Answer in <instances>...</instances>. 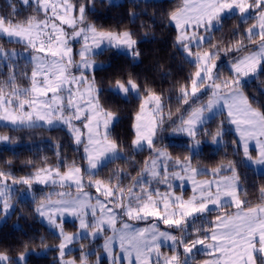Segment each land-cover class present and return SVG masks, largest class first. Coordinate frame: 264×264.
<instances>
[{
  "label": "snow or ice",
  "instance_id": "snow-or-ice-1",
  "mask_svg": "<svg viewBox=\"0 0 264 264\" xmlns=\"http://www.w3.org/2000/svg\"><path fill=\"white\" fill-rule=\"evenodd\" d=\"M20 3L31 14L19 18L21 11L12 0L11 11L0 13V40L22 47L17 51L0 43V65L7 70L6 79L0 80V128L66 129L75 151L82 149V163L69 162L59 143L55 165L47 157L39 167L29 160L33 170L23 176L15 174L12 160L0 161V217L9 218L30 195L34 213L57 233L58 264H90L92 256L95 264H103L101 255L86 250L82 242L100 239L108 264H197V253L209 257L203 264H264V184L258 188L259 203L242 199L246 175L238 170L242 165L264 173V87L248 92L252 81L264 76V0H182L170 11L163 10V2L130 0L132 9L146 5L129 11L133 24L147 7L161 10V23L174 26L172 47L193 69L167 96L128 68L113 70L111 64L97 63L98 56L112 52L136 64L142 56L140 43L149 39L150 31L141 35L129 27L97 26L89 19L96 0ZM229 16L240 21L232 40L214 42ZM152 19L154 24L155 13ZM250 20L255 22L245 28ZM153 24L142 21L139 27L151 29ZM21 60L31 67L30 74L22 72L29 81L26 87L17 85ZM101 71L107 76L98 81ZM132 102L137 107L131 141L125 144L114 131L120 106ZM231 131L237 136L231 142L233 155L242 153V159L200 167L204 147L226 149L225 136ZM165 133L184 139L164 144ZM0 143L13 144L15 138L0 134ZM169 148L185 154L173 157ZM145 151L147 158L137 161ZM117 161L131 170L114 168L101 178ZM185 181L191 184L187 198ZM72 188L75 195L66 190ZM66 217L74 219L75 232L65 231ZM140 222L147 226H135ZM29 243L15 257L0 251V264H27ZM40 243L47 247L43 237ZM76 243L80 255L66 259L72 252L69 245Z\"/></svg>",
  "mask_w": 264,
  "mask_h": 264
},
{
  "label": "trees",
  "instance_id": "trees-1",
  "mask_svg": "<svg viewBox=\"0 0 264 264\" xmlns=\"http://www.w3.org/2000/svg\"><path fill=\"white\" fill-rule=\"evenodd\" d=\"M163 2L164 11H170L177 4H180V0H149V3ZM12 3L20 9L21 16L31 14L30 9H25L19 0H12ZM9 0H0V13H8L11 9L8 6ZM146 7L145 4H141L139 8L132 9L130 6V0H122L117 3H109L107 0H96L95 12L90 14L89 19L97 26H103L105 29L114 28L117 25L119 27H129L134 31L139 32L141 35L144 31H150L152 35L147 41H141L140 48L142 52L141 60L136 64H130L127 58L123 55H114L112 52H105L102 56H98L97 61L104 62L105 64H111L113 70H120L128 68L131 71L138 73L141 77H146L154 88L158 91L165 93V96L169 94V90L172 85L179 81L180 83L185 82L187 77L193 69L185 62L184 59L177 53L176 49L172 47L175 39L174 26H168L167 21L161 23L160 20V9L147 7L146 14H142L135 23H130L128 13L131 10L141 11ZM155 13V23L153 24L152 16ZM145 24H153L151 29L145 28L140 29L139 25L141 22ZM235 17L225 18L224 27L221 31H217L223 34V38L230 37V26L234 23ZM236 22L235 24H239ZM0 43L4 44L6 48L22 49L20 45L7 44L5 41L0 40ZM26 61L21 60L19 62V70L17 72V85L26 87L29 81L22 75L23 71L31 72V67L25 68ZM161 65L163 68H161ZM170 70V75L165 76L164 73ZM7 70L0 65V80L6 79ZM107 76L105 72H99L97 80L99 81L102 77ZM264 80V76L260 77V80H253L248 92L250 94H256L259 92L261 87L264 85L260 81ZM107 94H105L106 97ZM171 95L175 97V92H171ZM122 111L120 112V120L116 124L114 135L120 140L124 141L125 144H130L132 137V116L136 110V103L122 104ZM173 110H175V100L172 101ZM215 125H213L214 130ZM0 134L9 135L15 138L13 144H2L0 143V161L12 160L13 171L17 176H23L28 172L32 171L27 161L32 160L36 163V166H41V160L47 157V163L55 165L57 161L56 144L63 145L64 156L68 158V161L75 159L80 161L82 155V149L80 152L75 151L76 146L71 142L66 129H54L47 131L44 129H33V130H21L12 132L6 128H0ZM164 144L175 145L177 143L167 142L168 133L164 134ZM236 139V136L231 131L225 136L227 143L226 149L217 150L216 146L208 145L204 147L202 155L199 159V166L213 167L218 163H227V160H240V156L233 155L232 140ZM172 152L173 157L183 156L185 153L178 149L169 148ZM225 151L227 152V159H225ZM148 153L142 152L135 157L137 161L142 162L146 159ZM196 161H194V164ZM140 165H138L139 167ZM114 168H128L131 170L129 165L123 164L121 161H117L114 164H109L107 168L101 173V178H106L112 169ZM238 170L246 175V180L243 187L247 190V195L242 196V199L250 201L252 204L260 202V194L258 188L261 184H264V173H256L253 170L244 168L242 165L239 166ZM132 175H136L135 171H132ZM127 184V181H125ZM39 187V186H37ZM19 199V198H18ZM31 199H24L22 203H17L15 212L3 223H0V251H7L10 256L15 257L20 252L24 251L23 244L29 243L28 250L35 249L39 250L45 248V252L41 254L30 253L27 258V264H58L57 245L59 240L57 234L49 230L39 219L33 211L34 204ZM232 211V209H230ZM212 219L213 217H209ZM41 237L44 238L45 245H41ZM78 255V253H74ZM206 254H199L196 257L197 261L203 259ZM103 264H108L106 259H102Z\"/></svg>",
  "mask_w": 264,
  "mask_h": 264
},
{
  "label": "rangeland",
  "instance_id": "rangeland-1",
  "mask_svg": "<svg viewBox=\"0 0 264 264\" xmlns=\"http://www.w3.org/2000/svg\"><path fill=\"white\" fill-rule=\"evenodd\" d=\"M20 1V0H19ZM108 2H109V0H107ZM120 1H122V0H112V2L111 3H117V2H120ZM181 2H182V0H180ZM230 17H235V16H229V17H226V18H230ZM236 22H240L239 21V19H237L236 17H235V21H234V23L230 26V28H229V31H230V34H231V36L230 37H227V38H223V34H221V33H217V34H215V37H214V42H219V41H221L222 39L225 41V42H227V41H231L232 40V32H233V29L236 27ZM253 22H255L254 20H250V21H248V23H246V24H244V27L245 28H247L251 23H253ZM76 47V49H78L79 48V45H76L75 46ZM17 51H22V49H16ZM77 59H78V57H77ZM97 63L99 64V63H101L100 61H97ZM226 65H227V62L225 61V64L224 65H222V67H226ZM228 73L225 71V75H227ZM20 87H22V86H20ZM264 87V86H263ZM233 133H234V135L236 136V133L234 132V131H232ZM182 139H184L183 137H173V136H171V135H169L168 134V137H167V142H173V143H179ZM236 139H237V136H236ZM253 147H254V145H253ZM241 157H242V153H241ZM200 167H203V166H200ZM256 172V171H255ZM256 173H258V172H256ZM206 177H199V179H205ZM175 185H176V194L177 195H179V194H181V186H180V182L179 181H176L175 182ZM37 187V186H36ZM39 187H43V186H39ZM160 187V190H161V192H163L165 189H164V186L163 185H160L159 186ZM183 195L187 198V196H190L192 193H191V184L188 182V181H185L184 182V184H183ZM49 190H51V189H45V191H49ZM57 190H65V189H57ZM67 191H69V192H71L73 195H75V189L74 188H72V189H66ZM92 193H93V196H95L96 195V193H95V191L94 190H92ZM19 198V196L17 197V199ZM24 199H31V196L30 195H28V196H26ZM95 201L93 200V203H94ZM34 207H35V205H34ZM39 217V216H38ZM8 218H2V217H0V223H3V222H5L6 220H7ZM39 219L41 220V222L49 229V230H51V231H53L55 234H57L56 233V231L54 230V229H52L47 223H46V221H44V220H42L40 217H39ZM210 219V218H209ZM73 224H74V219L73 218H71V217H66V223H65V231H67V232H69V233H72V232H75L76 231V228L73 226ZM135 226H137V227H146L147 226V224H145V223H143V222H140V223H137V224H135ZM164 226L163 225H161V228H163ZM108 235H111V232L109 231L108 233H107ZM85 245H87V249L86 250H88V249H91L92 251H94V252H96V254L97 255H101V258L102 259H106L107 261H108V258L106 257V256H103L102 255V244H103V239H100L98 242H89L88 240H84V241H82ZM58 244H59V242H58ZM58 246V245H57ZM79 247H80V244L79 243H76L75 245H69V248H71L72 249V252H71V254L69 255V256H67L66 257V259L67 258H74V257H78L79 255H80V252H79ZM115 247H116V250H117V252H119V243L117 242L116 243V245H115ZM45 248H42V249H39V250H35V249H31V250H28V256L30 255V253L32 252V253H35V254H41V253H44L45 252ZM162 251H164V252H168L169 250L167 249V248H163L162 249ZM74 253H78V255H74ZM199 254H204V253H197V256L199 255ZM57 255H58V260H59V252L57 251ZM28 256H27V258H28ZM196 256V257H197ZM90 259V264H95V261H96V256H92V257H90L89 258ZM205 259H209V257L208 256H205L203 259H201L200 261H197V264H203V261L205 260ZM125 264H126V262H125Z\"/></svg>",
  "mask_w": 264,
  "mask_h": 264
}]
</instances>
